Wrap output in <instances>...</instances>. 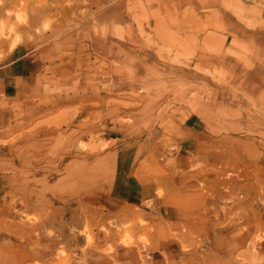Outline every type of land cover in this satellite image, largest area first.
<instances>
[{"label": "rangeland", "instance_id": "obj_1", "mask_svg": "<svg viewBox=\"0 0 264 264\" xmlns=\"http://www.w3.org/2000/svg\"><path fill=\"white\" fill-rule=\"evenodd\" d=\"M8 66L0 264H264V0H0Z\"/></svg>", "mask_w": 264, "mask_h": 264}, {"label": "crops", "instance_id": "obj_2", "mask_svg": "<svg viewBox=\"0 0 264 264\" xmlns=\"http://www.w3.org/2000/svg\"><path fill=\"white\" fill-rule=\"evenodd\" d=\"M12 67L13 66H8L4 69H0V93L6 91L8 89V84H7L6 78L9 75H7V72L9 73L12 70L11 69ZM190 120H192V119H190ZM189 122L190 121L187 120L186 124H189ZM191 122H193V120ZM192 130H194V127L189 125L186 129V133H189V134H196L197 133L196 131L194 132ZM129 155H130L129 152L125 153V156L122 159L123 160L122 161V171L125 174V176H131L132 175V170H133L134 164H135L134 162H131L129 160L130 159ZM119 198H121V197H119Z\"/></svg>", "mask_w": 264, "mask_h": 264}, {"label": "bare ground", "instance_id": "obj_3", "mask_svg": "<svg viewBox=\"0 0 264 264\" xmlns=\"http://www.w3.org/2000/svg\"><path fill=\"white\" fill-rule=\"evenodd\" d=\"M210 1V0H209ZM255 1V0H254ZM209 5V4H208ZM212 6V5H211ZM219 13V12H218ZM228 19H229V16L227 17ZM223 20V19H222ZM211 21V20H210ZM219 21V20H218ZM221 21V20H220ZM207 22V21H206ZM212 22V21H211ZM210 22V23H211ZM212 24V23H211ZM206 26H207V23H206ZM207 27H209V26H207ZM207 27H205V29H207ZM211 28H212V25H211ZM210 29V28H209ZM213 30V29H212ZM208 32V31H207ZM207 32H205V33H207ZM210 32V31H209ZM213 34H215L214 32H213ZM208 35V34H207ZM206 35V36H207ZM208 37H209V35H208ZM211 38L212 37H214V35L213 36H210ZM207 38V37H206ZM210 39V38H209ZM209 41V40H208ZM206 42H207V39H206ZM212 42H214V40H212ZM211 42V43H212ZM218 42V41H217ZM210 43V42H209ZM208 44V43H207ZM218 44H219V42L217 43V45L215 44V46H217V49H220V45H221V43L219 44V47H218ZM210 45V44H209ZM215 46L213 47L212 46V48H215ZM211 47V46H210ZM223 47V46H222ZM207 48L209 49V46H207ZM222 49V48H221ZM230 49V48H229ZM211 50L212 49H210V53H211ZM215 50H216V48H215ZM214 49L212 50L214 53L216 52ZM226 50V49H225ZM232 50V49H231ZM219 51H221V50H219ZM219 51H217V53L219 52ZM209 52V51H208ZM223 53H224V51H222ZM223 53H222V55H223ZM225 54V53H224ZM230 54V53H229ZM232 54H234V56H235V53H232ZM215 55H216V53H215ZM220 55V54H219ZM226 55V54H225ZM211 56V55H210ZM212 57V56H211ZM230 57V56H229ZM213 58H214V56H213ZM224 59H225V56H224ZM208 60H209V58H208ZM216 61V60H215ZM218 61V60H217ZM221 62V61H220ZM226 64V63H225ZM248 64V63H247ZM246 64V65H247ZM249 65H251V64H249ZM253 66V65H252ZM247 81V80H246ZM225 259V258H224ZM215 263V262H214Z\"/></svg>", "mask_w": 264, "mask_h": 264}]
</instances>
